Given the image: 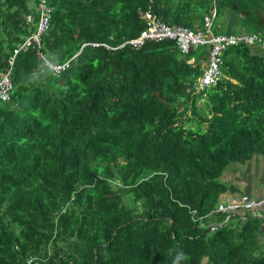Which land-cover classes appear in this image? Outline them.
Instances as JSON below:
<instances>
[{
	"label": "trees",
	"instance_id": "1",
	"mask_svg": "<svg viewBox=\"0 0 264 264\" xmlns=\"http://www.w3.org/2000/svg\"><path fill=\"white\" fill-rule=\"evenodd\" d=\"M46 1L39 51L67 67L53 73L34 48L13 60L0 264H173L179 252L178 264H264L262 218L214 212L226 167L264 158V56L228 48L218 82L195 92L207 47L125 44L145 13L196 30L212 8L241 10L236 0ZM35 4L0 0V70L35 30Z\"/></svg>",
	"mask_w": 264,
	"mask_h": 264
},
{
	"label": "built area",
	"instance_id": "2",
	"mask_svg": "<svg viewBox=\"0 0 264 264\" xmlns=\"http://www.w3.org/2000/svg\"><path fill=\"white\" fill-rule=\"evenodd\" d=\"M35 10L38 15L35 30L14 46L11 54L6 59V68L0 70V102H7L9 100V93L12 88L10 70L15 56L19 52L34 48L37 58L53 73H59L67 67V63L51 65L39 51L40 37L48 29L51 8L46 0H36ZM214 15L215 10L212 8L208 14L202 17V26L196 30H190L181 26H168L161 23L149 13H145L143 16L145 20L144 29L137 38L131 39L125 42V44L137 48L145 41H161L167 39L174 41L175 46L182 54L198 46L207 47V58L202 66L201 74L192 80V90L202 92L206 88L214 86L220 79L222 54L227 48L240 44L257 46L264 55V32L244 36L213 34L211 32V21ZM24 19L26 23L30 22L29 16ZM92 46L94 47L96 45L92 44ZM102 46L107 48L105 45ZM214 212L224 215L244 212L250 216H264V195L255 199L245 196L222 197L216 204ZM30 262V260H27L25 264H30Z\"/></svg>",
	"mask_w": 264,
	"mask_h": 264
},
{
	"label": "crops",
	"instance_id": "3",
	"mask_svg": "<svg viewBox=\"0 0 264 264\" xmlns=\"http://www.w3.org/2000/svg\"><path fill=\"white\" fill-rule=\"evenodd\" d=\"M228 3L230 2L228 1ZM235 3L238 6H240L241 10L237 11L235 9L233 10L221 9L225 13L223 19L225 33H221V34L244 36V35H252L256 33H263L264 14L262 13L261 6H263L264 0H261L262 5L258 4L255 0H236ZM246 7L253 8L252 14H249V11ZM216 14L217 13L215 10V15L213 19L215 18ZM213 19L211 21V32L217 35L218 33H214L215 29L213 31ZM235 26H237L238 31L236 34H233L231 32L235 29ZM248 26L252 28V31L249 32L245 31V28ZM240 45H244V44H240ZM245 46L253 47L257 49L261 55H263L262 51L257 46H249V45H245ZM191 62L192 59L189 58L187 63H191ZM203 64L204 62L203 63L201 62V67L203 66ZM222 68L223 66H221L220 68L221 76L223 72V70H221ZM218 181L225 188L224 193L220 195V199L222 197H227V196L228 197L245 196L252 199L259 198L260 196L264 195V158L261 156H253L248 161L242 164L232 163L226 167V169L223 171L221 175V178H218ZM260 217L262 218V222L260 224L262 226V229L264 230V216H260ZM261 239L263 242H261ZM256 240L258 243L260 241L259 244L264 246L263 235L258 234L256 236Z\"/></svg>",
	"mask_w": 264,
	"mask_h": 264
},
{
	"label": "rangeland",
	"instance_id": "4",
	"mask_svg": "<svg viewBox=\"0 0 264 264\" xmlns=\"http://www.w3.org/2000/svg\"><path fill=\"white\" fill-rule=\"evenodd\" d=\"M255 1L258 4H261L262 5L261 0H255ZM261 7H262V13L264 14V4ZM224 14L225 13H224L223 10L217 9V14H216L215 18L213 19V31L215 29L214 33H218V34L225 33V30H224V21H223ZM237 31H238V28H237V26H235V29L231 33L236 34ZM245 31L246 32L252 31V28L248 26V27L245 28ZM198 107L199 108H202L203 105L200 102H198ZM261 242H263L262 239H261ZM259 243H260V241H259Z\"/></svg>",
	"mask_w": 264,
	"mask_h": 264
},
{
	"label": "clouds",
	"instance_id": "5",
	"mask_svg": "<svg viewBox=\"0 0 264 264\" xmlns=\"http://www.w3.org/2000/svg\"><path fill=\"white\" fill-rule=\"evenodd\" d=\"M183 258H184V254H183V252H179V253L177 254L176 258L174 259L173 264H178L179 260H180V259H183Z\"/></svg>",
	"mask_w": 264,
	"mask_h": 264
},
{
	"label": "water",
	"instance_id": "6",
	"mask_svg": "<svg viewBox=\"0 0 264 264\" xmlns=\"http://www.w3.org/2000/svg\"><path fill=\"white\" fill-rule=\"evenodd\" d=\"M217 228V226H213V227H210L209 229H207V230H214V229H216Z\"/></svg>",
	"mask_w": 264,
	"mask_h": 264
}]
</instances>
